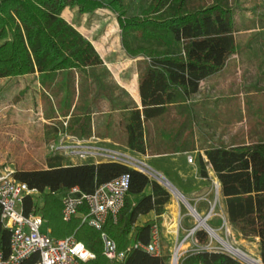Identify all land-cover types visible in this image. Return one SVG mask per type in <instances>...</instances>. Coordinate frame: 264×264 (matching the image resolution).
I'll list each match as a JSON object with an SVG mask.
<instances>
[{"label":"trees","instance_id":"obj_1","mask_svg":"<svg viewBox=\"0 0 264 264\" xmlns=\"http://www.w3.org/2000/svg\"><path fill=\"white\" fill-rule=\"evenodd\" d=\"M65 8H74L80 15L102 8L114 12L123 50L128 57H143L138 70L141 109L134 106L123 119L124 145L138 154H145L148 148L145 122L162 120L172 108L182 116L177 130L183 128L190 119L189 99L199 91V83L219 71L235 52L233 18L221 3L195 7L190 0H149L137 12L128 13L124 0H0V78L37 72L52 80V75L63 73L66 81L77 86L71 114L77 116L79 125L69 132L82 137L90 132L91 107L100 96L112 101L113 85L93 44L62 17ZM90 93L92 99L87 102ZM64 106L66 114L71 98ZM183 119L186 121L181 124ZM68 128L72 129L69 124ZM177 130L174 140L180 138ZM187 145L173 152L192 147ZM204 155L206 161L200 154L196 157L201 177L208 176L209 164L219 182L228 224L242 239H258L259 257L264 264V140L214 145L205 149ZM46 165L15 170L13 174L40 193L41 201H34L30 195L23 198V214L39 213L56 239L73 235L81 241L95 254L94 259L82 264H170L169 252L152 255L141 248L127 250L132 231L135 241L146 244L155 224L146 221L135 225L137 217L150 211L159 215L170 202V193L160 183L112 161L71 164L63 156L50 155ZM161 171L172 182L174 172L168 167ZM124 172L130 174V183L115 221L108 216L102 228L96 229L79 217L62 219L61 194L75 186L91 193ZM145 188L150 191L145 193ZM80 210L86 211L84 207ZM207 223L215 228L222 219L214 217ZM103 235L115 243L117 252H125L121 262L103 254ZM193 237L200 247L209 241L203 228L195 230ZM10 238V231L0 219L3 259L10 253ZM38 260L39 254L34 252L18 264H37ZM178 264L244 263L225 252L199 248L181 256Z\"/></svg>","mask_w":264,"mask_h":264},{"label":"crops","instance_id":"obj_2","mask_svg":"<svg viewBox=\"0 0 264 264\" xmlns=\"http://www.w3.org/2000/svg\"><path fill=\"white\" fill-rule=\"evenodd\" d=\"M190 1L192 2V5H194L195 7L209 6L212 4L221 3L224 7L230 10L233 18L232 35L235 43V52L225 61V64L219 71L206 77L204 80H202L199 83V90L202 83L204 84L205 82L207 84L209 78L220 75L222 72L226 71L229 66L235 68V70L237 68L238 69L245 68L248 71H252V68L250 67L252 66V59L249 58L250 53L257 54L264 51V0H190ZM69 9L71 11L76 10L74 8H65L62 12V17L68 23L73 25L86 39H88L93 44L94 48L101 57L100 50L101 52H103V54H105V49L102 47L98 48L96 46L94 39H92L91 37V35H93L95 31L96 25L94 24L89 28L88 27L85 28L86 20L89 19L90 22L92 23L93 17H88L91 16L92 14L91 15L81 14L83 16L82 17L83 21H79V23H76L75 20L77 19H74V16H72V14H70L69 17H65V15L69 12ZM95 12L97 11L95 10ZM106 34L108 33H105V35L102 36L104 37L103 38L104 40L106 39L105 38L107 36ZM237 45H241L242 50L237 49L238 48ZM141 60L143 59H139V61ZM103 64L107 69H109V67H107V65L105 64L104 60H103ZM136 74H137L136 75L137 86L135 91V95H136L135 97L131 95L129 91H127V89H125V91L121 89L123 92L127 94L126 96L127 101L125 100L119 101L118 98L115 96L114 97L112 96V101H111V98L100 96L95 102V104H93L89 116L90 132L88 133V135L94 134L100 139L102 143H107L108 145H112L111 143H113V145L118 144L115 142V140L111 138V136L107 134H103L104 133L103 129L107 127L111 130L112 133L123 135V145H124L125 143V132L123 129L124 116L128 112V110H130L134 106H136L138 109H141L140 97L138 93V73ZM47 77L48 75L39 74L35 72L21 76L0 78V166L2 165L13 166L14 164H16L18 166L23 167L21 170L47 168L46 160L50 156V154L44 151V149L48 141H50L53 138H56L57 129L60 127L59 125L61 123L60 118L67 117L68 124L72 127V129L68 128V130L70 131H72L74 128H76L79 125L76 122L77 116L75 117V115L71 114V110L77 99L76 83L75 82L70 83L69 81H66L67 79H65V75L63 73H57L52 75V80H49V77L48 78ZM30 79L34 81H31ZM111 83L113 85V90H114V88L117 85L113 81H111ZM220 83H222L221 86H223L224 84L223 80H221ZM119 86L123 88V85L119 84ZM209 89H211L210 86ZM45 96L48 97V99L51 102L52 108L55 109V113H56L55 115L50 114L48 109L45 112V106L51 108L48 101L44 100ZM66 98L68 99V101H66ZM70 98H71V106L69 107L68 112L66 114H63V110L65 107L64 105L66 102H69ZM102 98H104L107 102H103L104 100ZM91 99L92 96L90 93L87 102H90ZM198 101L199 99L195 100V102ZM58 103L62 105L61 108L58 107L57 105ZM102 104L103 105L105 104L107 107L108 106L112 107V110H108V108L101 109ZM101 113H103L104 115L102 116ZM113 113H115L116 116L118 117L116 126L113 125L114 121H111L110 119ZM148 124L153 125V121L149 120L145 122V126H144L145 134L146 131L148 133V129H147ZM118 127L120 130H118ZM115 128L117 130H114ZM154 133L155 132L152 131V134ZM75 135L77 134L75 133ZM178 140L179 142L182 140L181 136ZM256 141L259 140H250L249 138H247L242 142H224V143H217L211 140H207L206 144H203L202 146H199L198 144L195 143V146H192L185 150H179L175 152L156 151L151 154H147L146 151L145 153L146 155L137 153L138 154L137 156L141 155L143 157L152 158L153 156L170 153L168 155L169 157H171L170 159L175 163L174 168L168 167L170 168V170L174 172L173 175L174 178L172 177V182L170 181L171 184H173L183 194L201 195V197L196 199L198 201L194 203V208L196 209V211L198 210L197 211L198 213L202 214L206 212V210L208 209V205H210L209 204L210 201L209 199H207L208 196L207 189L209 186L207 183H209V180L210 181L212 180L210 178L212 177L216 178V176L210 170V167H207V163H206L208 176L206 178L201 177L199 173V168L196 164L197 155L200 154L204 159V161H206L204 150L211 146L214 145L216 146L220 144L223 145L243 144V143L248 144L250 142H256ZM186 153H191L194 157L193 163H195L197 167V173L194 176H187L183 174L181 170H178V167L182 165L181 160L183 159V156L185 157V161H186ZM8 162L9 164H7ZM149 191H150L149 188L144 189L145 193H148ZM180 211L181 210L178 205V202L176 201L171 202L170 199V202L167 205H165L164 210L161 214L157 215L155 214L154 211H150L146 214H140L135 221V225H142L146 221H153L155 225H157L159 228L161 251L165 252L163 248L164 247L163 236L169 238L171 240L170 242L174 243L176 242L180 231L182 232V234H184V232H187L191 228L190 225L187 224L189 223V221L184 220V216L183 214H180ZM223 212H224V205H223ZM185 217L188 218V216ZM219 218L222 219V222L223 220H225L226 223L228 224L226 220L225 212H224V217H219ZM130 234H131V236L129 235L130 243H132V241L135 240L134 231H132ZM255 241H256V253H257L256 255H258L259 257L258 239L256 238Z\"/></svg>","mask_w":264,"mask_h":264},{"label":"rangeland","instance_id":"obj_3","mask_svg":"<svg viewBox=\"0 0 264 264\" xmlns=\"http://www.w3.org/2000/svg\"><path fill=\"white\" fill-rule=\"evenodd\" d=\"M148 1L149 0H124L128 6V13L137 12L140 7L145 6ZM96 11L97 12H94L92 15L89 14L91 16L88 17H93V21L91 23L89 19L86 20L85 28H89L94 24L96 25L95 31L91 37L94 39L98 48L102 47L105 49V54H103V52L100 50L101 58L105 61L107 67H109L108 79L115 82L117 85L112 91V95L113 97H117L119 101H127V94L123 91L127 89L131 95L134 97L136 96V73H138L139 70V59H143V57H128L125 51L122 49V45L120 46V30L118 28L119 26L117 25L116 14L114 12L105 8L98 9ZM70 14L74 16V19H77L75 20L76 23L83 21V16L77 14L76 10L71 11L69 9V12L65 15V17H69ZM105 33L108 34H106L107 36L104 40V37L102 36L105 35ZM237 47V49L242 50L241 45H237ZM249 58L252 59V66H250L252 71H248L245 68H237L235 70V68L229 66L227 70L222 72L220 75L209 78L207 84L205 82L204 84H201L199 92L189 99L190 104L188 108L190 110V119L188 118L186 125L184 123L186 120L183 119L181 123H184L183 128L180 127V129L177 130L180 126L182 116L177 115L175 110L172 108L169 110L167 116L163 117L162 120L153 123V125L148 124V133L146 131V135L148 137L147 154H151L156 151L173 152L172 150L176 148H181L184 145L188 146V143L189 146H195V143L199 146H202L203 144H206L207 140L217 143L242 142L247 138L250 140H264V51L257 54L250 53ZM30 80L34 81L32 79ZM221 80L224 82L223 86H221ZM118 83L123 85V88L120 87ZM209 86L211 89H209ZM102 99L104 100L103 102H107L104 98ZM198 99L199 101L195 102V100ZM44 100H47L51 106V102L47 96H45ZM57 105L59 108L62 107L60 103ZM107 108L108 110H112V107L110 106L107 107L105 104L101 105V109ZM47 109L49 110L50 114H56L55 109L52 108V106L51 108L45 106V112ZM101 115L103 116L104 114L101 113ZM64 119H67V117L60 118V127L62 126V121ZM110 119L111 121H114L113 125L116 126L118 117L115 113L111 115ZM114 130L117 129L115 128ZM118 130H120L119 127ZM176 130L179 132L178 136H181L182 138L180 141L181 143L178 139L174 140L173 138ZM67 131L68 133H71L68 130V121ZM152 131L155 133L152 134ZM103 132V134L111 136V138L115 140L116 143H118L114 145L111 143V146H116L122 150L127 149L126 146L123 145V135L112 133L107 127L103 129ZM94 136L97 137L96 135ZM54 139L56 138H53L50 141ZM50 141L46 143L44 149L46 152H48L47 147ZM168 154H161L158 156H153L152 158L143 157L141 155L135 157L144 161L148 166L156 170L158 173H160V175L164 176L163 172L161 171L162 169L166 167H175L174 161L170 159L171 157H169ZM181 161L182 165L178 167V170H181L183 174L187 176L196 175L197 167L195 163L187 164L184 156ZM7 164H9V162ZM10 167H12L14 170H21L23 168L22 166H18L16 164ZM154 167L160 168L161 170H157ZM147 175L149 178L157 181V179H155V177H153L151 174L148 173ZM210 179L215 178L212 177ZM210 182L211 181L209 180V183H207L209 185L207 189V199H209L210 205L215 202V207L213 208L211 214L207 216L206 221L210 220L212 217H224L223 199L220 195V188L218 192H215L214 188L212 187V183ZM170 195L171 202H178L181 210L180 214H183L184 220L189 221L190 224H187L190 225L191 228L194 227L198 221L190 214V211L185 207L179 198L177 199L174 197L172 193H170ZM183 196L187 202L193 205V207L194 203L198 201L196 199L201 197V195L198 194H183ZM38 201H41L40 197H38ZM210 205H208L206 212L202 214L198 212L197 213L200 216H205ZM185 216H188V218ZM226 227L221 224L213 229L219 235V237L229 243L232 247L239 249L251 258L253 257L254 259L261 260L260 257L256 255L255 240L242 239L239 234H237V232L230 227V225L227 224ZM48 228L47 222L44 220L40 227L41 232H46ZM200 228L202 227L199 226L195 230ZM186 233L187 232H184V234H182L180 231L177 240L174 243L170 242L171 240L169 238L163 236V248L165 252L170 253V259L172 258L175 250H178L180 258L187 252L200 248L201 245L197 244L191 236L185 241L181 242ZM206 247H209L211 250L225 252L226 254L240 260L242 263L247 264L232 253L228 252L220 242L210 235Z\"/></svg>","mask_w":264,"mask_h":264},{"label":"built area","instance_id":"obj_4","mask_svg":"<svg viewBox=\"0 0 264 264\" xmlns=\"http://www.w3.org/2000/svg\"><path fill=\"white\" fill-rule=\"evenodd\" d=\"M48 153L50 155H60L65 157L69 163H91L101 161L118 162L131 167L143 174H151L152 169L145 162L134 157L138 154L131 150L117 148L116 146L102 143L93 134L87 137L68 133L67 119L62 121V126L57 129L56 139L48 143ZM186 161L193 163L194 157L191 153H186ZM207 167H210L207 164ZM15 170L9 165L0 166V219L3 227L11 233L10 253L3 259L0 254V264H18L22 259L34 252H38L39 260L37 264H82L95 258V254L87 249L81 241L73 235L54 238L49 228L46 232H41V225L44 219L39 213L30 212L23 214L22 201L26 195L38 201L40 193L35 188H29L25 182L14 178ZM148 176V175H147ZM130 183V174L124 172L117 177L98 185L93 192L83 193L78 187H71L61 194V217L64 221H69L73 217H79L82 223L101 229L108 216L115 221L118 212L124 205ZM212 187L218 192L220 186L215 179L211 180ZM49 192L48 189H46ZM52 194H55L52 192ZM215 202L210 205L205 214L207 218L211 214ZM81 207L86 210L82 212ZM222 225L227 223L223 220ZM194 227L190 228L181 242L188 237H193ZM227 229V227H226ZM131 236V234H130ZM103 238V254L111 260L121 262L125 252H117L115 243ZM196 242V240L194 239ZM141 248L152 255L161 253L160 233L157 225H152L149 240L146 244L132 241L130 248ZM200 248L209 249L203 246ZM199 249V248H198ZM211 250V249H209ZM178 250H175L170 264H178Z\"/></svg>","mask_w":264,"mask_h":264},{"label":"bare ground","instance_id":"obj_5","mask_svg":"<svg viewBox=\"0 0 264 264\" xmlns=\"http://www.w3.org/2000/svg\"><path fill=\"white\" fill-rule=\"evenodd\" d=\"M134 157H135V156H134ZM140 161H142V160H140ZM142 162H144V161H142ZM150 173H151V175H152L153 177H155V179H157V181L160 182L163 186H165V187H167V188H169V189L171 188L170 190H174V187H173L171 184L167 183V181L162 177V175H160V173L155 172L154 169H151V170H150ZM174 192H175V191H174ZM174 197L179 198V199L185 201V199L179 197V195H178L177 193H174ZM194 216H195V219L198 221V220H199V217H198L197 215H194ZM198 222H199V221H198ZM211 236H212L213 238H215L218 242H220V243L225 247V249H226L228 252L232 253L233 255L238 256V257L242 258L243 260H246V261H248V262H250V263H252V264H262V262H261L259 259H254L253 257L251 258V257L247 256V254H245L244 252H242V251H240V250H235V249H233L234 247L232 248V246H231L229 243H227V242L224 241L221 237H219V235H218L214 230L211 231ZM177 257H178V254L176 255L175 258H177ZM252 259H254V260H252Z\"/></svg>","mask_w":264,"mask_h":264},{"label":"water","instance_id":"obj_6","mask_svg":"<svg viewBox=\"0 0 264 264\" xmlns=\"http://www.w3.org/2000/svg\"><path fill=\"white\" fill-rule=\"evenodd\" d=\"M155 172H157L156 170H155ZM162 177L167 181V183H169V184H171V182L165 177V176H163L162 175ZM160 183V182H159ZM161 184V183H160ZM173 187H174V190H170L169 188H167V187H165L170 193H172L173 195H174V193H177L178 195H179V197H181V198H183V199H185L184 198V196H183V194L173 185V184H171ZM175 191V192H174ZM181 200V199H180ZM182 201V203L185 205V207L190 211V214L195 218V216L194 215H197L198 217H199V222L194 226V230L197 228V227H199V226H201L210 236H211V231H213L214 229L213 228H211L209 225H208V223H207V218L205 217V216H200L198 213H197V211H196V209L193 207V205H191L189 202H187V200H185V201H183V200H181ZM233 248V247H232ZM233 249H235V250H239V249H237V248H233ZM236 257H238V256H236ZM239 259H241L242 261H244L245 263H247V264H252V263H250V262H248V261H246V260H243L242 258H240V257H238ZM252 260H254V259H252ZM261 261V260H260ZM263 264V263H262Z\"/></svg>","mask_w":264,"mask_h":264}]
</instances>
